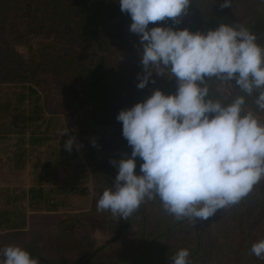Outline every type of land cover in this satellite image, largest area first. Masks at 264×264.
<instances>
[{
    "label": "trees",
    "instance_id": "obj_1",
    "mask_svg": "<svg viewBox=\"0 0 264 264\" xmlns=\"http://www.w3.org/2000/svg\"><path fill=\"white\" fill-rule=\"evenodd\" d=\"M235 1L230 0V7L222 9L223 0H191L179 24L166 18L149 27H186L206 32L220 23H228ZM131 22V16L121 11L118 0H0V85L26 86L34 97L26 109L29 112L21 113V119L35 124L36 115L43 108L42 96L48 97L54 87L63 90L54 104L55 111H65L70 120L76 110L87 112L80 121L72 120L73 130L82 133L92 132L89 117L96 116L101 126H116L119 111L146 99L152 90L160 88L166 94L174 93L177 81L167 70L166 76L153 73L154 82L150 80L148 86L139 89L142 66L137 68L136 76L113 68V58L125 42L139 40L129 31ZM18 47H24L25 52L18 51ZM232 82L234 90L226 96L217 91L221 80L208 79L209 97L230 103L245 95ZM245 99L247 105L250 98L245 95ZM30 104L34 106L31 108ZM25 128L22 126L19 132L23 134ZM89 151L88 156L85 151L83 156L101 191L95 193L88 211L63 216L57 224L58 240L41 247L32 244L23 247L38 259V264H171V258L181 248L190 250V264H205L211 259L218 260V264L231 263L230 252L224 253L219 245L218 254L211 253L215 242L207 241L200 232V220L196 223L188 217L177 220L164 210L159 197L146 199L127 218L109 210L98 212L97 200L105 188L111 187L118 171L110 160L130 155L131 147L122 135L116 134L109 147L101 139L99 147ZM140 163L138 158L137 172ZM262 178L258 189L263 186L264 197ZM254 193L251 189L237 204L229 206L231 213L238 207L242 214V238L236 253L240 264H264V258L251 253L249 231L244 226ZM261 204L260 211L253 213L254 229L264 228V203ZM98 229L107 233L108 238L96 244L91 236Z\"/></svg>",
    "mask_w": 264,
    "mask_h": 264
},
{
    "label": "clouds",
    "instance_id": "obj_2",
    "mask_svg": "<svg viewBox=\"0 0 264 264\" xmlns=\"http://www.w3.org/2000/svg\"><path fill=\"white\" fill-rule=\"evenodd\" d=\"M118 2L131 16L129 31L139 37L143 49V76L137 87L154 82L153 73L166 76L165 70L178 86L167 94L156 88L117 114L131 154L110 160L118 171L97 200V211L127 218L146 199L159 197L177 220L206 221L237 204L264 177V123L245 99L258 93L255 104L264 110V48L243 25L220 23L206 32L149 27L166 18L179 24L191 0ZM220 7H230V0ZM211 78L234 80L245 95L230 103L214 100L207 86ZM74 143L75 137L69 136L64 148L70 152ZM251 253L264 258V239L253 243ZM0 257V264H38L19 245L0 249ZM189 257L190 250L181 248L171 264H190Z\"/></svg>",
    "mask_w": 264,
    "mask_h": 264
},
{
    "label": "rangeland",
    "instance_id": "obj_3",
    "mask_svg": "<svg viewBox=\"0 0 264 264\" xmlns=\"http://www.w3.org/2000/svg\"><path fill=\"white\" fill-rule=\"evenodd\" d=\"M228 24L246 27L264 48V0L235 1ZM17 49L25 52L24 47ZM142 50L139 40L126 41L113 58V68L136 76L137 68L142 66ZM219 89L230 96L234 90L233 82L221 81ZM60 92H63L61 88L54 87L52 94L42 96V111L36 115L35 124H30L21 119V113L29 112L28 104L34 99L29 95L28 88L14 84L0 85V249L8 245L24 247L32 244L41 247L53 243L60 237L57 224L63 216L88 211L95 193L101 191L83 153L85 151L88 156L90 148L99 147L101 139L109 147L116 134L122 135V122H117L116 126H101L95 116L87 120L92 132L73 130L72 120L80 121L87 112L76 110L71 113L70 120L65 111H55L54 104L60 98ZM257 95L254 92L249 96L247 108L264 123V110L258 109L255 104ZM22 100L23 104L20 103ZM30 105L31 108L34 106ZM22 126L26 127L23 134L19 132ZM67 129L68 132L62 134ZM69 136L75 137L70 152L64 148ZM258 183L252 188L255 192L253 197L250 196L253 203L246 211L248 222L244 225L249 231L247 241L251 247L264 239V228H253V213L260 211L261 203H264L263 186L258 189ZM231 212L229 206L218 210L208 220L201 221L199 230L207 241L215 242L212 254H218L219 245L224 253L230 252V264H240L236 253L242 238V214L238 207ZM91 237L98 244L107 239L108 234L98 229ZM206 262L218 264V260L214 259Z\"/></svg>",
    "mask_w": 264,
    "mask_h": 264
}]
</instances>
